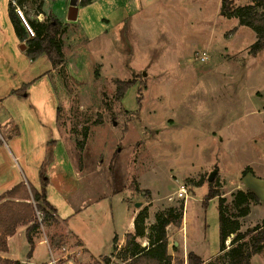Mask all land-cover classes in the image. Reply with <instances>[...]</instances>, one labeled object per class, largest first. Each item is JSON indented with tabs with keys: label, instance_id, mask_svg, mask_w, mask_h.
Segmentation results:
<instances>
[{
	"label": "rangeland",
	"instance_id": "obj_1",
	"mask_svg": "<svg viewBox=\"0 0 264 264\" xmlns=\"http://www.w3.org/2000/svg\"><path fill=\"white\" fill-rule=\"evenodd\" d=\"M232 1L264 10V3ZM3 7L0 0V28ZM81 7L78 21L58 37L63 61L49 77L34 80L45 71L44 61L33 67L19 57L12 33L0 37V124L14 122L19 134L15 141L2 136L0 189L17 176L35 184L43 174L50 182L44 192L62 219L68 187L76 185L78 200H90L73 170L92 171L90 197L102 209L93 243L105 247L112 228L121 234L129 213L147 236L156 216L171 210L182 215L180 228L166 230L173 263L190 252L200 258L215 254L211 264H232L218 253V198L207 201V194L214 182L211 189L223 198L224 214L237 220L240 234L263 225L264 204H250L248 215L239 217L233 205L239 182L230 184L241 169L239 176H264V51L249 54L257 35L227 18L219 0H89ZM251 106L259 119L244 115ZM47 139H61L64 146L55 152L56 172L47 166L42 173ZM14 144L29 151L28 170L11 158ZM215 167L224 169L228 183L223 172L208 183ZM251 185L264 197V177ZM125 236L104 257L109 264H127ZM136 241L141 249L149 247L147 239ZM26 242L20 228L8 256L26 260ZM35 258L36 264L48 260L46 250L37 248ZM249 262L264 264V245Z\"/></svg>",
	"mask_w": 264,
	"mask_h": 264
},
{
	"label": "trees",
	"instance_id": "obj_2",
	"mask_svg": "<svg viewBox=\"0 0 264 264\" xmlns=\"http://www.w3.org/2000/svg\"><path fill=\"white\" fill-rule=\"evenodd\" d=\"M221 11L227 18L238 20L239 26L250 28L256 35V41L250 46L249 54L256 56L264 51V10L256 12L254 5L235 7L232 0H219ZM88 0L80 3V6L88 4ZM251 3H264V0H250ZM9 19L12 23L14 33L20 42L24 43V52L30 61H34L41 56H45L51 66L58 67L62 64L63 55L58 37L64 30V26L54 17H47L43 23H31L26 21L33 32V37L26 39L20 29L21 21L14 13L12 6L9 8ZM122 85V84H121ZM43 173V171H41ZM42 179V174H40ZM214 183V182H213ZM213 183L209 185L207 201L218 198V233L219 250L218 253H225L232 264H250V257L258 254L264 245V223L253 230H248L240 234L239 223L235 219L225 216L223 211V198L217 191L212 190ZM43 187L46 182L42 181ZM233 205L239 209L238 216L245 217L249 213V205H258L259 199L251 192L237 191L234 195ZM12 199H18L14 202ZM35 209L43 214L42 224L54 220L55 213L46 202L44 188L40 192L31 187L19 184L10 191L0 196V252L6 251V239L15 233L19 225H29L26 229V241L29 246L28 257L33 250L32 235L39 229V224L35 221ZM182 215L174 214L171 210L156 216L155 224L150 228V234L146 236L143 227L139 226L138 220L133 222V233L125 236L126 252L124 262L127 264H211L203 261L193 253H188L186 259L177 260L172 263V258L168 255L167 228L173 226L180 228ZM232 236L231 247L226 250L225 241ZM147 239L148 248H139L137 239ZM117 238H113L115 244ZM250 248L247 251L246 247ZM113 251L115 248L113 246ZM104 264H109V258L103 259ZM0 264H21L0 258Z\"/></svg>",
	"mask_w": 264,
	"mask_h": 264
},
{
	"label": "crops",
	"instance_id": "obj_3",
	"mask_svg": "<svg viewBox=\"0 0 264 264\" xmlns=\"http://www.w3.org/2000/svg\"><path fill=\"white\" fill-rule=\"evenodd\" d=\"M38 2L40 6L37 5V0H3L4 3V13H5V18L6 20H3L4 23L0 28V37L3 32H6L7 35H10L12 33V43L19 48L21 51V54H19V57L22 59H26L29 64H31L33 67H37V65H40L41 61H44V68L45 71L40 70L35 74L37 80L42 77H49V73L52 72V66L48 59L46 57H39L38 59L34 61H30L24 52V47L23 43L20 42V40L17 38L16 34L14 33L12 23L9 19V8L12 6L14 9V13L16 8L19 9L23 15L24 20L26 19L27 21L31 23H43L45 22L47 17H54L56 20H58L64 27L66 25H72L75 24L76 21H78V11L79 9H82L80 6V3L77 2V0H63V2L59 3L58 0H39ZM57 2V3H56ZM16 14V13H15ZM45 15V16H44ZM18 17V16H17ZM74 18V19H71ZM20 20V19H19ZM20 29L22 30L23 35L25 36L26 39H30L28 37V34L26 30L24 29L22 23L19 25ZM4 30V31H2ZM0 40H2L0 38ZM20 58V59H21ZM0 107H1V101H0ZM255 107L251 106L249 109L250 111L245 112L244 115H249L250 118H254V116H257L255 119H259L258 117V112L257 110L254 109ZM57 118V117H56ZM254 121V119H252ZM56 119H55V127H56ZM259 120L255 122L256 124V129H258L259 125ZM254 123V122H253ZM17 125L10 121L6 120L0 124V143H3V135L8 137L9 140L11 138H14V141L16 140L15 138H18L19 134L17 133ZM259 133V132H258ZM256 137H259V135H256ZM45 149L46 153L44 154V160L42 161L43 164L41 163L42 167L40 171L43 170V167H52L54 166L55 172H56V167L58 166L59 158L58 155L55 153L56 150L59 152L60 148H63V143L60 140H52V139H47L45 142ZM13 154L11 158H13L14 162L20 161L23 163L25 166V170L29 169V162H28V157H29V151H23L22 149H17L16 145H13ZM33 150V149H32ZM64 154H65V150ZM55 156H53V154ZM66 156V155H65ZM16 164V163H15ZM47 168V169H48ZM217 173L223 172L225 179L228 183L229 177L228 174L225 173L224 169L222 167L216 168ZM214 169V170H215ZM39 171V172H40ZM242 169L239 171L237 175L235 176L234 180L231 181L230 184H238V186L235 187L237 191H242V192H251L253 193L260 201L259 204H264V197L260 195V191L256 186L251 185L254 180L263 178L264 176H259L256 173L252 171V174L245 173V174H240ZM237 172V171H236ZM60 173V171H57V174ZM74 177L81 182V188L86 192V197L89 198L90 200H86V198H83L84 196L81 197V200H78L77 195L79 193L78 191H75L76 185H72L71 187H68L69 193L66 196V202L68 206H64V210L60 211L62 212V219H59L58 214H57V208L51 205L49 198L47 194H45V199L46 202L51 206V209L55 213L54 220L47 221L42 224V228L45 229L43 231L45 234L42 232V228H39L36 233L32 235V241H33V250L31 253L30 257H27L26 260L23 261H18L14 260L11 257L8 256V244L9 241L12 239V237L16 234V232L20 229H24V233H26V229L28 228L29 225H19L16 227L15 233L8 237L6 239V251L0 252V258L2 259H7L11 261H17L19 263L23 264H36L33 263L36 261L35 259V251L38 248H43L46 250L47 255H48V260L52 258H58V257H66L70 258L71 262H74L75 264H86L88 262H100L104 257H109L112 253L113 249V238L116 237L119 240L124 238L126 234H131L133 233V222H134V216L132 214H128V221L127 225L124 229V231L121 234H118L114 231V228L110 232H107L108 238L106 243L104 244L105 247H101L100 244L93 243L91 237L93 236L92 234L96 232L95 229H98L99 227V216L98 214L102 211L100 207H98L99 202L95 201V199L91 200L92 197H90V191L92 190L93 187V177L94 174L91 171L89 174L88 171L84 172L86 175L85 181L83 177V171L82 170H73ZM216 173V174H217ZM254 173V174H253ZM1 174V172H0ZM250 180V181H249ZM42 181H45L46 184L50 183L48 177H44L42 174V179L39 178L38 180H34L35 184H30L28 181L22 179L20 177H16L14 179H11L4 187L3 189H0V196L5 194L6 192L10 191L13 187L22 184L26 186L27 188L31 186L34 190L40 192L43 187ZM243 184L245 185L243 187ZM6 188V189H5ZM47 189V188H46ZM47 192V191H46ZM77 193V194H76ZM114 199V196L112 197V200ZM14 202H19L18 199H12ZM120 206L123 205L125 206L126 209V204L123 202H119ZM61 206V205H59ZM112 209V207H111ZM184 223V221H183ZM41 227V226H40ZM41 231V232H40ZM40 232V233H39ZM102 233H99V236L103 235ZM41 235V236H40ZM168 239V236H167ZM25 241H26V236H25ZM27 245V250L29 249V246L26 242ZM168 250V249H167ZM168 255L171 256L169 253V250L167 251ZM215 254L201 258L203 261L208 262L211 260L212 257H214ZM48 260L38 262L37 264H45ZM173 263V260H172Z\"/></svg>",
	"mask_w": 264,
	"mask_h": 264
},
{
	"label": "built area",
	"instance_id": "obj_4",
	"mask_svg": "<svg viewBox=\"0 0 264 264\" xmlns=\"http://www.w3.org/2000/svg\"><path fill=\"white\" fill-rule=\"evenodd\" d=\"M84 0H77L78 3H81ZM89 1V0H88ZM16 15L20 19L24 29L26 30L27 34L30 37H33V32L27 25L26 21L23 18V15L19 9L16 8L15 10ZM203 61V58H202ZM185 194V192L182 190L181 192L178 193V197L181 198L182 195ZM42 218L43 214L35 209V221L36 223L39 224V226H42ZM45 264H70L69 261H67L66 257H58V258H50ZM101 264V263H100Z\"/></svg>",
	"mask_w": 264,
	"mask_h": 264
},
{
	"label": "water",
	"instance_id": "obj_5",
	"mask_svg": "<svg viewBox=\"0 0 264 264\" xmlns=\"http://www.w3.org/2000/svg\"><path fill=\"white\" fill-rule=\"evenodd\" d=\"M71 19H74V18H71ZM216 173H217V170L215 169L209 174L208 179H207L208 183H211L213 181V179L215 178Z\"/></svg>",
	"mask_w": 264,
	"mask_h": 264
}]
</instances>
